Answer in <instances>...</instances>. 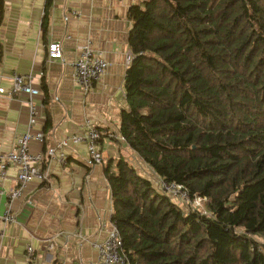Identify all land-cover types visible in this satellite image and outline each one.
<instances>
[{"label":"trees","instance_id":"obj_1","mask_svg":"<svg viewBox=\"0 0 264 264\" xmlns=\"http://www.w3.org/2000/svg\"><path fill=\"white\" fill-rule=\"evenodd\" d=\"M127 17L118 133L203 199L184 210L124 155L103 162L123 264H264V0H144Z\"/></svg>","mask_w":264,"mask_h":264},{"label":"crops","instance_id":"obj_2","mask_svg":"<svg viewBox=\"0 0 264 264\" xmlns=\"http://www.w3.org/2000/svg\"><path fill=\"white\" fill-rule=\"evenodd\" d=\"M143 1L50 0L46 6L45 0H0V84L8 88L7 76L16 72L29 75L31 85L39 89L40 94L33 97L38 115L30 131H40L43 140H29L28 150L43 154V166L48 171L46 181L27 182L22 195L11 202L15 222L1 219L6 196L0 193V264H98L91 242L103 238L105 228L99 229V222L107 223L110 216L103 162L121 154L141 175L155 177L118 138V115L125 107L122 81L131 26L127 11L130 5ZM50 41L59 43L61 58H47ZM86 42L101 50L108 64L91 88L83 91L72 78L71 62L78 47ZM26 98L25 94L14 99L0 97L1 152L9 150L26 129ZM85 120L114 135L102 136L97 142L101 162H90L84 140L69 139L64 146L65 164L50 159L46 148L65 137L82 135ZM15 171L13 165L6 168L0 190L13 187ZM48 238L52 248L46 247ZM26 244L33 248L30 258L24 255Z\"/></svg>","mask_w":264,"mask_h":264},{"label":"built area","instance_id":"obj_3","mask_svg":"<svg viewBox=\"0 0 264 264\" xmlns=\"http://www.w3.org/2000/svg\"><path fill=\"white\" fill-rule=\"evenodd\" d=\"M46 56L48 59L61 58V49L57 41L47 43ZM129 59L130 54L128 51L125 55V61L128 62ZM107 64L102 51L91 48L89 43L86 42L78 47L77 54L71 62L72 78L83 91H86L91 88L93 81L105 71ZM7 79L10 85L8 88H4L0 84V97L14 99L19 94H25L27 97L25 100L27 123L26 129L15 138L11 148L5 152L0 151V181L4 179L6 168L9 165H13L16 169L13 187L7 191L0 190V193H4L6 196L3 214L1 215L4 223L15 222L14 214L11 211V202L22 195L26 183L31 180L44 182L47 180L48 175L47 169L43 166V154L41 152L31 153L28 150L29 140L33 139L38 142L43 140V135L40 131H30V127L34 124L38 115V107L33 101V97L40 94L39 89L31 85L29 75L12 72L7 76ZM83 126L85 130L82 135L65 137L57 141L53 146L47 147L45 150L47 156L63 166L66 162L64 146L67 139L72 142L84 140L90 162L100 163L102 157L97 147V142L102 136L112 137L114 135L106 129L94 127L88 120H85ZM118 138L123 141L120 135ZM154 183L159 192L173 200H178L179 205L184 210L198 209L203 199L198 196L190 198L185 187L180 183L166 181L156 176L154 177ZM98 228L101 230L105 228L103 238L91 242L97 252L98 264H123L125 257L120 249L121 243L114 223L110 220L107 223L100 220ZM71 234L79 235L76 232ZM45 242L47 248H52L53 245L50 238L46 239ZM32 253L33 248L30 244L24 245L25 257L30 258Z\"/></svg>","mask_w":264,"mask_h":264},{"label":"rangeland","instance_id":"obj_4","mask_svg":"<svg viewBox=\"0 0 264 264\" xmlns=\"http://www.w3.org/2000/svg\"><path fill=\"white\" fill-rule=\"evenodd\" d=\"M147 177H148V179L150 180V182L152 183V185H153V187H155L156 188V186H155V183H154V177L153 176H151V175H147ZM174 202H176L177 204L179 203L178 202V200H173Z\"/></svg>","mask_w":264,"mask_h":264}]
</instances>
